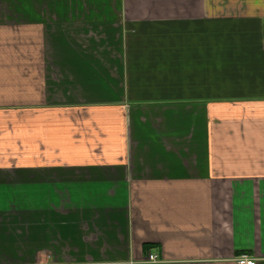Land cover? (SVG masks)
<instances>
[{"label": "crops", "instance_id": "0c3cea01", "mask_svg": "<svg viewBox=\"0 0 264 264\" xmlns=\"http://www.w3.org/2000/svg\"><path fill=\"white\" fill-rule=\"evenodd\" d=\"M243 255L264 264V0H0V264Z\"/></svg>", "mask_w": 264, "mask_h": 264}, {"label": "built area", "instance_id": "2783aa9c", "mask_svg": "<svg viewBox=\"0 0 264 264\" xmlns=\"http://www.w3.org/2000/svg\"><path fill=\"white\" fill-rule=\"evenodd\" d=\"M147 261L156 262L157 257L154 255H149L147 258ZM236 262H237V264H256V262L253 259H250L249 257H247L245 255L240 256Z\"/></svg>", "mask_w": 264, "mask_h": 264}, {"label": "rangeland", "instance_id": "374dc122", "mask_svg": "<svg viewBox=\"0 0 264 264\" xmlns=\"http://www.w3.org/2000/svg\"><path fill=\"white\" fill-rule=\"evenodd\" d=\"M58 38V35H53V39H57ZM54 41V40H53ZM1 53H2V51H1ZM9 54H11V52L9 51Z\"/></svg>", "mask_w": 264, "mask_h": 264}]
</instances>
